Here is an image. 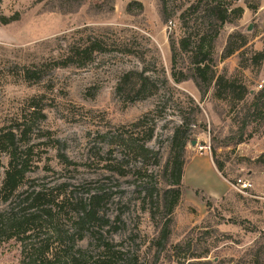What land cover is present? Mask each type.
I'll list each match as a JSON object with an SVG mask.
<instances>
[{
    "label": "rangeland",
    "instance_id": "1",
    "mask_svg": "<svg viewBox=\"0 0 264 264\" xmlns=\"http://www.w3.org/2000/svg\"><path fill=\"white\" fill-rule=\"evenodd\" d=\"M133 1L143 4L142 12L134 7L128 13L127 6ZM192 1L167 0L164 11L161 0H114L115 10L107 13L111 0H83L80 4L3 0L0 15L19 13L20 19L0 24V128L11 127L21 117L32 122L31 161L38 166L29 173L22 191L66 183L74 196L88 197L94 188L107 189L111 198L106 216L120 217L110 239L120 251L136 255L138 264H151L155 252L151 242L158 235L162 210L157 197L150 196L153 189L145 190V183L158 185L159 173L169 156V139L175 127L188 121L191 137L184 162L207 153L223 165L229 182L243 178L253 186L246 193L232 188L215 200L226 192L227 183L208 171V161L189 162L182 192L175 198L172 244L193 239L199 252L209 249L206 258L189 262L257 264L256 257L264 256V164L257 162L264 153V127L255 122L243 132L238 114L243 103L234 108V104L215 98L214 86L203 96L191 79L193 66L184 52L178 51L175 71H183L188 79L180 83L174 80L171 43L179 44L184 37L180 11ZM246 2L257 3L258 9L250 10ZM102 3L103 12L94 8ZM238 5L244 8V15L221 30L215 44V70L219 75L241 79L251 92H257L264 85V62L244 70L240 68L239 52L222 57L229 35L236 31L248 39L246 58L264 49V0H240ZM96 38L107 51L95 54L92 62L53 68L52 61L64 55L66 45ZM126 47L136 54L121 51ZM33 66L42 74L39 82L24 77V68ZM132 70H145L158 85L159 93L135 103L121 99L116 93L118 81ZM34 98L45 108L44 118L32 114L29 106ZM252 100L249 97L248 103ZM144 115L149 116L150 125L156 124L155 137L148 146L160 153L161 166L156 167L150 158L139 172L134 167L140 166L130 159L126 161L131 170L128 176L108 178L103 166L110 159L106 154L109 139L104 135L129 127ZM193 141L197 144L192 145ZM8 164L9 158L4 157L0 187ZM202 196L212 199L209 207ZM9 207V203H0V211ZM74 217L68 209L55 220L59 219L62 232L72 234ZM42 225L33 242L49 239L56 247L58 241L70 244L72 239L77 240V234L70 240L50 238L54 227L50 221ZM77 245L87 249L90 240L77 241ZM22 250V243L16 240L0 241V264H22ZM181 259H161L159 264H181Z\"/></svg>",
    "mask_w": 264,
    "mask_h": 264
},
{
    "label": "trees",
    "instance_id": "2",
    "mask_svg": "<svg viewBox=\"0 0 264 264\" xmlns=\"http://www.w3.org/2000/svg\"><path fill=\"white\" fill-rule=\"evenodd\" d=\"M66 3L76 2L80 4L83 0H61ZM162 1L165 11L167 0ZM240 0H194L180 12V22L185 35L179 44L171 43L172 73L176 82L180 83L188 79L183 71H175L178 51L190 56L193 66L191 79L204 96L214 86V96L219 100L234 104H244L242 111L238 113L242 119V131L245 132L253 123L258 122L264 127V85L261 90L251 92L247 85L237 77H228L226 74L219 75L215 70L214 52L215 44L220 36L221 30L227 24L240 20L244 15V8L238 5ZM3 0H0V4ZM252 11L258 9V4L246 2ZM104 4H97L94 8L100 12L104 11ZM134 7L143 11V4L133 1L128 4L127 11L132 13ZM115 10L114 0L107 13ZM72 12V11H71ZM20 14L6 17L0 15V24L9 25L19 21ZM248 39L242 33L236 31L229 35L224 47L222 57L224 59L239 52L240 68L248 69L251 65L260 66L264 62V49L251 52V58H246ZM128 55H135L130 49H121ZM107 51V46L99 39H82L80 43L66 45V51L61 58L52 61L54 69L68 68L73 65L85 66L93 61L94 55ZM37 66L24 68V77L27 80L39 82L42 74L37 71ZM159 87L145 70H132L124 73L117 84V95L128 103L146 100L159 93ZM252 101L248 103V98ZM33 109L36 118H44L45 108L40 105V100L34 98L29 106ZM148 115H144L129 127H121L118 132L104 135L109 139L106 154L110 159L103 166L104 173L108 178L119 176L126 177L130 173V159L136 161L140 167H134L139 172L150 158L154 159L156 167L161 166L159 152L151 149L148 144L155 137L156 124L148 123ZM32 122L27 117H21L14 125L0 128V169L3 168V158H9V164L5 171V177L0 187V203H9L10 207L0 211V241L16 240L22 243V264H138L136 255H127L117 249L111 236L117 230L120 217L111 219L106 216L105 208L110 201L111 194L103 187L94 188L88 193V197L74 196L69 192L66 183L54 187H30L22 191L28 182L29 173L33 172L36 161H31L34 147L29 145L33 133ZM191 123L183 120L173 131L169 139V156L159 173L158 185L148 184L147 192L158 199L162 210L161 224L158 225V235L151 242L155 250L153 262L159 264L161 259L182 258L181 264H186L193 259L206 258L210 251L204 249L199 252L197 244L193 239L182 243L172 244L175 198L182 192L184 175V155L191 137ZM242 142V140H240ZM118 150V151H117ZM213 163L222 176L227 179L223 165L215 161ZM69 162V161H65ZM259 164H264V153L257 159ZM230 182V183H234ZM197 195L200 194L198 191ZM203 200L210 206V200L202 196ZM74 214L73 233L62 232L59 219L55 220L59 213L68 210ZM53 232L51 237L58 240L71 239L78 235L77 240L58 241L56 247H52L49 239L34 241L36 231L43 227V222H49ZM41 231V230H38ZM89 238L90 245L82 249L77 241ZM264 256L256 257L257 264H263ZM181 259V260H182ZM180 260V259H179ZM188 264H209L208 261L189 262Z\"/></svg>",
    "mask_w": 264,
    "mask_h": 264
},
{
    "label": "crops",
    "instance_id": "3",
    "mask_svg": "<svg viewBox=\"0 0 264 264\" xmlns=\"http://www.w3.org/2000/svg\"><path fill=\"white\" fill-rule=\"evenodd\" d=\"M199 159H202L203 161H208L209 162V167H206V168H208V171H213L214 173L218 174L227 183V185L229 186L228 189L226 190V192L224 194L217 195V197L215 198V200L221 199L229 191H231L232 186H231V183L227 179H225L222 176V174L217 170L215 164L213 163L212 157L210 155H208L207 153H201L200 155H196V156H193V157H190V158L186 159L187 162L185 163V166H184V175H183L182 182H184V180H185V173H186L187 167L189 165V162H191V161H197Z\"/></svg>",
    "mask_w": 264,
    "mask_h": 264
},
{
    "label": "built area",
    "instance_id": "4",
    "mask_svg": "<svg viewBox=\"0 0 264 264\" xmlns=\"http://www.w3.org/2000/svg\"><path fill=\"white\" fill-rule=\"evenodd\" d=\"M170 24H171V22H170ZM231 186L233 189H235L241 193H246L252 188L253 185H252V183H250L246 179L239 178V179H236L234 183H231Z\"/></svg>",
    "mask_w": 264,
    "mask_h": 264
},
{
    "label": "water",
    "instance_id": "5",
    "mask_svg": "<svg viewBox=\"0 0 264 264\" xmlns=\"http://www.w3.org/2000/svg\"><path fill=\"white\" fill-rule=\"evenodd\" d=\"M250 30H251V29H250ZM196 144H197V142H196V141H193V142H192V145H196Z\"/></svg>",
    "mask_w": 264,
    "mask_h": 264
}]
</instances>
